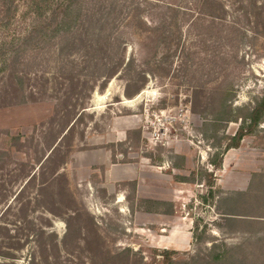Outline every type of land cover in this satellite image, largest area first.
I'll list each match as a JSON object with an SVG mask.
<instances>
[{
	"label": "rangeland",
	"instance_id": "rangeland-1",
	"mask_svg": "<svg viewBox=\"0 0 264 264\" xmlns=\"http://www.w3.org/2000/svg\"><path fill=\"white\" fill-rule=\"evenodd\" d=\"M0 264H264V0H0Z\"/></svg>",
	"mask_w": 264,
	"mask_h": 264
},
{
	"label": "trees",
	"instance_id": "trees-1",
	"mask_svg": "<svg viewBox=\"0 0 264 264\" xmlns=\"http://www.w3.org/2000/svg\"><path fill=\"white\" fill-rule=\"evenodd\" d=\"M126 93H127V97H131L129 85L127 86ZM262 115H263V110H261L260 107L255 109L253 111V114L251 115V122H252L251 127L248 129V128L242 126L239 129V131L237 132V134L233 138H230L228 140V143L226 144V146L224 148V153L226 151L227 152H229L230 150L232 151V149H239L241 147V143H242L243 139L250 132V129H252V127L255 128V127H257V125H259V123L262 119ZM238 118H236V121L234 119L224 120V121H226V122H237ZM241 118H242L241 119L242 122L244 123V121H245L244 117H241ZM224 153L222 154V156L224 155ZM222 167H223V161H221V163L215 165V168H217V169H221Z\"/></svg>",
	"mask_w": 264,
	"mask_h": 264
},
{
	"label": "bare ground",
	"instance_id": "bare-ground-1",
	"mask_svg": "<svg viewBox=\"0 0 264 264\" xmlns=\"http://www.w3.org/2000/svg\"><path fill=\"white\" fill-rule=\"evenodd\" d=\"M134 101H135V100H134ZM134 101H133V102H134ZM125 103H132V102L127 100V101H125Z\"/></svg>",
	"mask_w": 264,
	"mask_h": 264
},
{
	"label": "water",
	"instance_id": "water-1",
	"mask_svg": "<svg viewBox=\"0 0 264 264\" xmlns=\"http://www.w3.org/2000/svg\"><path fill=\"white\" fill-rule=\"evenodd\" d=\"M127 101V100H126Z\"/></svg>",
	"mask_w": 264,
	"mask_h": 264
}]
</instances>
